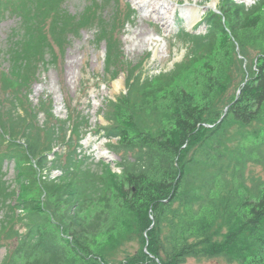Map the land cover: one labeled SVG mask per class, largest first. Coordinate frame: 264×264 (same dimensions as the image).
<instances>
[{"label": "trees", "instance_id": "trees-1", "mask_svg": "<svg viewBox=\"0 0 264 264\" xmlns=\"http://www.w3.org/2000/svg\"><path fill=\"white\" fill-rule=\"evenodd\" d=\"M217 1V12L207 9L198 23L206 25L204 35L176 33L190 43L185 62L156 76L143 77L138 64L123 61L118 28L101 17L94 40H105L106 73H122L127 89L107 104L106 136L117 138L112 149L122 153L118 173L81 170L78 144L63 161L52 145L58 138L45 129L51 127L35 129L31 114L0 113L19 177L39 193L15 197L19 213L6 234L17 242L0 264H264V177L246 175L249 164L264 167V0ZM60 3L0 0V20L18 10L23 24L31 11L46 21L8 53L10 67L0 69L6 89L29 87L38 58L48 50L56 62L62 36L89 23V15L74 20ZM67 122L72 147L70 137L80 138L87 120ZM54 171L60 175L52 179ZM133 240L137 250L111 259Z\"/></svg>", "mask_w": 264, "mask_h": 264}, {"label": "rangeland", "instance_id": "rangeland-1", "mask_svg": "<svg viewBox=\"0 0 264 264\" xmlns=\"http://www.w3.org/2000/svg\"><path fill=\"white\" fill-rule=\"evenodd\" d=\"M256 1L236 0L246 6ZM217 4V0H61L60 8L67 15L74 20L89 15V23L78 27L77 32L62 36L63 53H57L54 48L57 53L56 62L52 61L48 50L43 57L38 58L34 81L29 87L15 86L6 89L4 79L0 76V113L11 119H15L17 115L31 114L35 119V129L42 130L45 125L51 127L52 129H45L58 138L52 145L58 146L55 151L63 154V161L75 149V144H78L75 150L82 159L81 170H91L101 175V169L107 168L118 173L117 164L122 153L112 149L118 141L117 138L106 136L105 129L112 124L106 115L110 109L107 104L125 94L127 89L122 73L117 77L106 73L108 67L105 65V40H94L95 34L101 30V17L107 22L113 21V28H118L117 39L114 40L120 48L123 61L132 65L138 64L143 77L146 74L156 76L174 72L177 65L185 62L190 43L180 33H176L189 30L196 35H204L207 27L204 23L198 25L200 18L207 9L217 12ZM128 7L134 11L128 12ZM20 18L19 11L14 10L6 13L0 20V69L10 67L8 53L14 43L20 42L23 35L31 39L46 23L34 11H31L30 21L23 24ZM26 26H30V29L25 32ZM55 37L57 38L56 34ZM203 68L204 66L201 70ZM190 78L189 76L182 81ZM17 88L20 91H16ZM48 108L51 118L45 112ZM112 112L111 109L110 113ZM68 116H79L87 120L80 138L74 135L70 137L72 147L68 144ZM234 132L230 130L231 135ZM17 133L18 130H15V134ZM15 142L21 145L24 143L22 138H17ZM9 144L12 143L8 137L0 133V156L4 157L0 163V260L6 258L7 254H12L17 242L13 233L6 234L19 213L15 208V197L21 199V196L27 198L39 194L37 190L33 191L34 189L27 186L25 178L19 177V168L11 157L13 149ZM233 146L231 142L229 147ZM247 170L246 175L250 177H264L263 166L249 164ZM59 175V171L51 173L52 179ZM14 229L18 230L19 235L24 232L20 225ZM98 242L101 245V238ZM138 247L136 240L126 242L113 253L111 259L121 260L125 254L134 252ZM185 264L229 263L222 258H216L188 259Z\"/></svg>", "mask_w": 264, "mask_h": 264}]
</instances>
